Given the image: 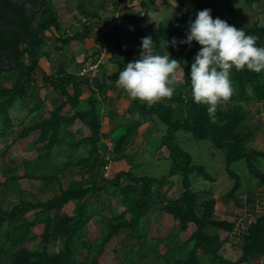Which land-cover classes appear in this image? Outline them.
<instances>
[{
	"label": "trees",
	"instance_id": "trees-1",
	"mask_svg": "<svg viewBox=\"0 0 264 264\" xmlns=\"http://www.w3.org/2000/svg\"><path fill=\"white\" fill-rule=\"evenodd\" d=\"M135 1L128 2L124 8L126 15L118 16L116 23L115 19L106 18L104 27L109 29L104 32L102 49L79 61L75 71H69L61 64L59 56L54 59V51L61 52L66 46L73 51L89 35L90 25L85 22L91 20V25H100L103 15L87 10V1L84 0L73 16L78 24H75L76 31L71 33L72 29H64L60 11L51 0H0V139L12 136L11 129L16 125L12 111L21 112L28 108L29 115H32L44 111L46 103L53 101L50 115L33 125H26L25 117L19 120L21 129L12 133L11 142L0 155L9 152L12 146L24 150L34 146L38 157L24 163L23 174L7 176L0 182V188L9 193L19 188L21 180L30 179L56 181L61 191L48 201L34 203L22 200L11 210L0 208V264H105L107 249L122 230H130L143 250L151 237L144 224L149 223L154 214L172 217L174 225L166 236L151 237L155 238V244L146 252L150 264H250L264 260V215L249 225L240 243L223 239L220 232L232 233L236 221L217 217V200L213 198L215 187L196 191L191 180L193 175H197L205 182L209 181L207 183H215L226 172L232 183L227 197L233 198L242 188L243 179L232 165L245 162L258 185L264 187V172L259 167L261 159H264V147L252 146L255 133L247 124L250 112L245 105L264 102V71L255 73L245 69L237 72L233 69L234 94L226 109L222 106L218 109L216 122H211L206 106L197 105L191 96V64L201 46L196 41L190 47L179 41L186 39L189 24L195 20L198 11L210 9L215 19L221 13L224 0H194L192 11L179 9V16L157 25L149 21L147 14L151 11L147 0ZM246 1L250 5L255 2L264 5V0ZM179 3L181 8L185 7V1ZM137 5H141V9L135 13L133 9ZM232 10L231 7L225 20L246 34L256 36L257 46L264 47V26L255 23L242 28L233 19ZM143 18L148 24V32H141L138 29L141 25L136 24ZM126 19L131 22L133 33L130 40L137 43V51H129L122 42L121 21ZM145 36H151L156 45L155 53L160 48L162 55L169 53L171 58L180 61V68L184 69L183 80L170 100L164 99L151 107L130 99L122 90L121 98L131 100L130 117L122 121L116 131H121L116 139V132L109 135V150L105 140L108 137L102 133L101 98L116 85L119 72L125 65L139 58L141 41ZM174 38L177 41L175 46L171 43ZM166 40L168 48L161 47L160 41ZM107 49L112 52L108 61L116 63L119 70L112 75L102 73L100 77L97 72L104 70L101 55ZM43 58L53 62L56 68L53 72L43 70L40 64ZM97 63L101 69L95 74L82 72L89 64ZM86 93L88 95L83 97ZM57 94L60 101L56 100ZM28 99L34 100L32 106L28 105ZM157 120L164 122L167 130L153 154L157 155L164 147L169 150L168 159L172 167L167 177L137 176L132 168L116 173L112 178L99 173L103 165L101 143L103 149H108L110 161L122 160L133 133ZM77 122L89 129L90 134L73 141L69 147L79 149L83 145H91L88 155L76 162L65 163V168L63 164L56 165L54 152L59 146L68 144L69 139L76 138L71 128ZM180 131L190 133L197 140L210 139L217 149L225 153L222 174L216 172L215 178L211 173L214 171L212 167L194 161L192 154L179 142L177 133ZM47 163L55 170L53 174L30 171L33 166L44 167L42 165ZM77 165L85 169L83 183H73L64 189L59 175L70 166ZM177 174L182 176L183 192L178 198L169 199L162 189ZM101 190L106 191L108 200L104 202L105 207L99 209ZM93 197L96 199L94 204L91 202ZM70 206L73 208L69 210ZM36 209L40 210L33 220H29L27 214ZM92 221L98 223L99 229L88 232L86 227ZM39 223L44 224L41 235L32 230ZM39 238L40 242L37 241ZM51 245L56 249L51 250ZM163 246L165 251L162 253L160 247ZM229 246L235 250L230 257ZM132 254L128 253L122 263L137 264Z\"/></svg>",
	"mask_w": 264,
	"mask_h": 264
},
{
	"label": "rangeland",
	"instance_id": "rangeland-1",
	"mask_svg": "<svg viewBox=\"0 0 264 264\" xmlns=\"http://www.w3.org/2000/svg\"><path fill=\"white\" fill-rule=\"evenodd\" d=\"M55 8H57L60 11V16L62 20V24L64 29H72L70 32L76 31L75 24L78 23L74 21L73 16L76 12V9L80 5L81 2L84 0H51ZM86 8L90 11H95L100 13L101 15H107L109 14L108 19L112 18L113 15H115L114 19H117L116 15L119 11V7H124V5H127L128 1H121L119 4H116L112 0L110 3L105 0H86ZM139 0H136L137 2ZM181 0H147V7L151 12L157 13L160 17H163L162 20H159L157 23L153 22V24L157 25L161 22L169 21L171 18L177 17L181 14V11L184 12H190L194 8V0H182L185 1V7L181 8L180 2ZM167 3V4H166ZM141 5H137L134 7L133 11L135 13L139 12ZM233 8V19L237 22V24L245 28L247 26H252L255 23H258L261 26H264V5L262 2H255L253 4H248L246 0H224L222 2L221 6V13L218 18L225 20L226 16H228L230 12V8ZM121 29L125 31V35L122 38V42L125 45V47L129 51H137L134 47L136 45L133 43V41L130 40V36L132 35L133 31L131 30V22L129 19L122 20L121 21ZM136 24L141 25L138 27L141 32H148V24L145 22V19H141ZM63 29V31H65ZM63 33V32H62ZM104 35V33H103ZM77 40L81 41L82 38H77ZM73 42V41H72ZM71 42V44H73ZM103 40H89L86 41L85 44H79L77 48H75L73 51L69 49L67 46L63 51L56 52L54 51V59L59 56L61 61L66 63L67 68L70 71H75L77 67V63L79 61H82L86 56H93L94 54H97L99 50H101V44ZM59 45H62V43H59ZM105 48V47H104ZM119 53V52H118ZM156 53L162 54V50L158 48L156 50ZM119 55L122 56V54L119 53ZM112 56V52L107 49L104 51L101 55L103 65L104 67L107 66L110 68L108 70V74L116 73L118 71V67L116 64L110 60ZM112 68H111V67ZM101 69V68H100ZM98 69V70H100ZM105 69V68H104ZM106 70V69H105ZM39 73V72H38ZM99 76L102 77V71L100 70ZM40 74V73H39ZM38 74V75H39ZM41 76V75H40ZM183 73H180V79H182ZM9 85V84H8ZM39 85H42V82L39 81ZM86 95H83L85 97ZM102 103H104V96L101 98ZM131 101V100H130ZM128 101L125 102V104L118 100L117 94H113L109 98H107V102L105 103L107 106H110L113 108V106H117L120 109V113H123L125 115V118L129 117V108L131 105V102ZM53 102V101H52ZM49 100L45 107V110L42 112H36L35 114L29 115V109L26 108V110H23L21 112L19 111H12L13 119L16 123L15 127L11 129L13 131L12 133L18 132L21 127L20 121L24 117V123L26 125H33L36 123L39 119H42L44 117H47L50 115V110L53 108V104ZM34 104L33 99H28V105L32 106ZM117 104V105H116ZM246 108L250 107V103H246ZM105 105L102 106L101 109V115H102V122H103V129L102 133L105 134V137L109 135V128L108 123L110 120V114L112 113L107 109V107L104 108ZM104 108V110H103ZM105 111V112H104ZM247 124L255 128L256 123L249 118L247 120ZM105 125V126H104ZM107 126V127H106ZM72 132L76 135V138L69 139V143L63 146H59V149H56L54 152V158L53 162L56 165H62L64 168V164L68 162H76L79 158L84 157L88 155V150H90L91 145H83L81 148H70V144L73 141H79L81 137L87 136L90 134L89 129L84 128V126L77 122L72 126ZM126 129V127H125ZM256 129V128H255ZM167 130V126L164 122L161 120H157L156 122H151L150 124H145L140 128L139 132L146 133V143L144 149L141 150L139 155V159L135 161H141L140 166L137 169H133L134 173L137 176H145L149 175L151 177L161 178L164 176H168L170 173V169L172 167V163L170 159L162 160L161 162H158L156 160L157 155H154L153 151L158 146V144L161 142V138L163 135H165ZM116 132L114 134V139H116L119 135ZM125 132V131H124ZM10 134V136L14 134ZM143 133V134H144ZM11 136V137H12ZM11 137L9 139H0V152L6 149L7 143L11 142ZM73 137V136H72ZM177 137L179 139V142L181 146L190 152L192 154V157L195 162L198 163H205L212 167L214 169L212 175L215 176L216 172L222 171L223 165L225 164V153L221 151L220 149H217L212 140L205 139V140H197L193 138V136L190 133H187L185 131H180L177 133ZM62 138V137H61ZM105 139V138H104ZM61 140V139H60ZM107 146L109 147V150H111V143L108 141V138L105 139ZM145 138L143 139V141ZM137 141V140H136ZM259 142H264V139L260 138ZM104 143V144H106ZM103 143H101L100 148V157L103 161L102 168L100 169L99 173L103 174L104 177L112 178L116 173H119L121 171H129L131 168L130 161L132 162L133 158H124L119 161H110L109 157L110 155L107 154L108 149H103L102 146ZM164 153L166 154V157L169 156V150H167L166 147L163 148ZM137 156V155H134ZM38 157L37 149L34 146H30L29 149L24 150L19 146H12L9 150V152H6L4 155H0V182H3L7 176H15L23 174L25 171L24 163L26 161H34ZM45 165V166H44ZM44 167L39 166H33L30 168V171L32 172H38V173H47V174H53L55 170L53 167L50 166V164H43ZM260 167H263V165H260ZM219 169V170H218ZM232 169L239 173V175L242 177L243 184L250 186L252 185L254 176L249 173L247 170V166L245 162H238L232 165ZM84 168L81 165L77 166H70L65 170L64 173H61L59 175L62 187L66 189L69 185L73 183H83V173ZM226 173V172H224ZM88 174H86V177ZM247 178V179H246ZM193 189L196 191H202L207 190L210 188H214L213 183L206 184L204 180H202L201 177L197 175H193L191 177ZM209 182V181H206ZM170 184L175 183L177 184L180 189H182V176L177 174L174 175L171 180L168 182ZM247 183V184H246ZM103 185V184H102ZM101 185V186H102ZM169 185V184H168ZM166 184V186H168ZM165 188V191H164ZM162 189L163 192L167 191V188L164 186ZM60 186L58 182H45L42 180H30V179H23L19 183V188L15 191H9V193H4V188H0V208L11 210L15 205L19 204L22 200L26 202H38V201H48L55 196L60 194ZM171 194H169L170 196ZM172 197V196H171ZM108 200V194L106 191L101 190V201L99 202V209L104 208V202ZM96 201L95 197L91 199L92 204H94ZM73 207H68L70 210ZM40 209L32 210L27 214V218L29 220H33L35 218L36 212ZM242 213V212H240ZM234 220V219H233ZM174 225V221L172 217H169L168 215H161L156 216L155 214L152 216L149 223L144 224L145 229H149V234L151 237H160V236H166L169 232V229ZM99 229L98 223L95 221H92L87 227L86 230L88 232H95ZM32 230L38 234L41 235L44 231V224H37L32 228ZM221 236H223V239L227 238V232H220ZM40 237V236H39ZM149 238L147 245L140 249V244L137 242V237L132 235V232L130 230H122L120 233V236L117 240H114L108 247L107 253L108 256L106 257L105 264H123L122 260L126 258L128 253H133L136 258H134V262H137V264H150V260L146 258L147 248H149L151 245H154L155 242L153 239L155 238ZM38 242L41 241V238L37 240ZM32 246V244H30ZM6 247H10V245H6ZM230 247L229 256H232L235 253V250ZM162 253L165 251V247H160ZM51 250H55L56 247L53 245L50 246ZM147 252V253H146ZM129 263V261H128ZM165 264V263H164ZM250 264H264V260L261 263L252 262Z\"/></svg>",
	"mask_w": 264,
	"mask_h": 264
},
{
	"label": "clouds",
	"instance_id": "clouds-1",
	"mask_svg": "<svg viewBox=\"0 0 264 264\" xmlns=\"http://www.w3.org/2000/svg\"><path fill=\"white\" fill-rule=\"evenodd\" d=\"M150 22L162 20L157 13L147 14ZM257 37L237 29L226 20L213 19L210 9L198 11L189 24L186 39L181 44L191 46L196 41L201 47L191 64L190 88L193 101L204 105L211 122H216L218 109L230 102L234 88L231 72L245 69L260 73L264 71V47L257 46ZM175 46V38L171 41ZM169 42L160 41L168 48ZM151 36L141 41L138 59L129 62L119 72L116 87L123 90L130 99L138 100L149 107L164 99H171L181 83L180 61L168 54L155 53ZM139 114H137L138 116Z\"/></svg>",
	"mask_w": 264,
	"mask_h": 264
},
{
	"label": "crops",
	"instance_id": "crops-1",
	"mask_svg": "<svg viewBox=\"0 0 264 264\" xmlns=\"http://www.w3.org/2000/svg\"><path fill=\"white\" fill-rule=\"evenodd\" d=\"M105 1L110 3L112 0H105ZM116 1H114V2H116ZM125 7H126V5H124V7H119V11L116 15L117 18L120 15L121 16L126 15V10L124 9ZM108 17H111V16H109V14H107L105 16L103 15V18L101 19L102 22L100 25H91L92 24L91 20H89V22L87 21L88 23L85 22V24L90 25L89 26V35H88V37L83 39L82 44H85V42L89 41L90 39L95 40V41L101 40V39L103 40V33L107 29H109V27H104L106 18H108ZM114 18H115V15L112 16V19H114ZM116 22L117 21L115 19V23ZM121 31L125 35V31L122 29H121ZM133 43H135V42H133ZM135 44L136 45H134V47L136 49L138 45H137V43H135ZM40 64H41V67L43 68V70L46 72H53L56 69L55 67H53V65H54L53 62H51V60L46 59V58H43L41 60ZM61 64H64L67 67L66 63H64L63 61H61ZM116 66H118V65L116 64ZM104 68H103L104 70L102 71L103 75L104 74L105 75L114 74L112 72L110 74H108V70L110 68H108L107 66H105ZM39 73H40V71H39ZM39 73H37V75ZM116 73H117V71H116ZM114 93L117 94L118 100L122 101L124 104H125V102H127L126 100L121 98L122 90L117 88L116 85H114L106 93V95L104 97L105 102L103 103V105H105L104 108L107 107V109L112 112L110 114V120L108 123L110 136H112V134L114 132L119 130V128L121 127V123L128 120L130 117V115H129L128 118L127 117L125 118V115L123 113H120L119 107L113 106V108H112V107L107 106L105 104L107 102V98L112 96ZM85 95L87 96L88 94L86 93ZM58 96L59 95L57 94L56 100L60 101L61 99ZM52 100H54V99L52 98ZM222 107L224 109H226L227 104L222 105ZM104 108H103V110H104ZM247 109L250 112V118L256 123V125H255L256 129L254 128L255 135H254V138L252 141V146L264 147V142H262V143L259 142L260 138L264 139V102L250 103V107H248ZM140 128L138 131L133 133L131 140H130V143L124 152L125 158L127 157V159L130 157L131 158L135 157V159H133L132 162L130 161L129 167L132 169H137L140 166L141 161H135V160L139 159L138 153H140L141 150L144 149L145 145L143 143L144 142L146 143V139H147L145 136L146 133L139 132ZM109 135H107L108 141L110 140ZM144 138H145V140L143 141ZM134 155H137V156H134ZM168 157L169 156L166 157V154L164 153V150L162 149L158 153L156 160L158 162H161L162 160L168 159ZM260 165H263V167H260ZM259 167H260L261 171L264 172V159H261V161L259 163ZM205 183L209 184L207 182H205ZM168 184H167L168 186L165 185V187L167 188V191L164 192L165 195L169 199L178 198L182 194L183 190L180 189L179 187H177L178 185L175 183H172V184L168 183ZM213 186L215 187V192H214L213 198L217 200V202H216V215L221 220L229 221V220L234 219L236 221L233 232L230 234L227 233V238L231 242L240 243L242 241V237L246 234V231H247L246 229L249 227V225L252 222L256 221L258 217L264 215V187L259 186L257 181L255 180V178H253L252 185L247 186V185L243 184L242 188L238 192H236V194L233 196V198H228L227 193H229V190L232 188V183L230 182V178L227 176L226 173H223V176L219 177L216 180V182L213 183ZM164 191H165V188H164ZM169 194H171V195L169 196ZM234 197H235V199H234ZM240 212H242V213H240ZM223 232H225V231H223Z\"/></svg>",
	"mask_w": 264,
	"mask_h": 264
},
{
	"label": "built area",
	"instance_id": "built-area-1",
	"mask_svg": "<svg viewBox=\"0 0 264 264\" xmlns=\"http://www.w3.org/2000/svg\"><path fill=\"white\" fill-rule=\"evenodd\" d=\"M99 65L100 63H97V64H89L87 67H85L83 69V73H89V72H92V73H96L98 71V68H99Z\"/></svg>",
	"mask_w": 264,
	"mask_h": 264
}]
</instances>
